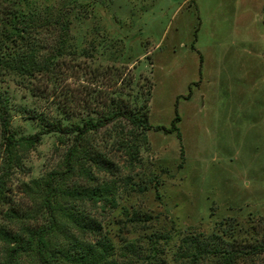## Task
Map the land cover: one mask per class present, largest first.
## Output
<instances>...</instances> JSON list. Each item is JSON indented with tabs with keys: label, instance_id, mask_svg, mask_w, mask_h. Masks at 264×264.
Wrapping results in <instances>:
<instances>
[{
	"label": "rangeland",
	"instance_id": "374dc122",
	"mask_svg": "<svg viewBox=\"0 0 264 264\" xmlns=\"http://www.w3.org/2000/svg\"><path fill=\"white\" fill-rule=\"evenodd\" d=\"M26 7L41 17L65 11L69 48L55 78L0 82L16 136L40 131L41 119H61L56 105L67 90L94 106L104 93L144 95L151 85L149 124L170 128L179 118L177 131H147L133 165L106 130L95 134L117 168L93 175L115 181L116 196L81 209L100 225L113 262L181 264L182 240L209 235L226 219L246 236L249 222L264 216V0H27ZM66 142L44 134L8 175L19 215L32 214L37 198L28 187L61 167ZM1 156L0 126V173Z\"/></svg>",
	"mask_w": 264,
	"mask_h": 264
},
{
	"label": "trees",
	"instance_id": "16d2710c",
	"mask_svg": "<svg viewBox=\"0 0 264 264\" xmlns=\"http://www.w3.org/2000/svg\"><path fill=\"white\" fill-rule=\"evenodd\" d=\"M26 1L0 0V82L9 75L28 84L38 76L55 78L58 58L69 48L67 13L59 10L55 16L41 17L26 7ZM47 32L54 34L52 43L42 39ZM131 92L114 91L109 97L104 93L93 106L91 98L67 90L56 105L61 119H41L40 131L21 136L10 130L8 98L0 92V264H21L23 258L33 264H115L110 243L99 235L100 225L81 209L85 204L106 207L116 196L115 181L93 175H113L117 168L104 152L107 143L99 144L95 134L106 130L111 146L133 165L140 163L147 131L171 133L177 131L179 121L176 115L170 128L152 127L148 122L151 85L144 95ZM76 116L80 120L72 121ZM53 132L67 140L61 167L31 181L28 188L36 195L37 205L32 214L21 216L7 195L6 179L29 149ZM236 226L234 220L226 219L209 235L185 237L179 262L264 264V216L249 222L246 236Z\"/></svg>",
	"mask_w": 264,
	"mask_h": 264
}]
</instances>
